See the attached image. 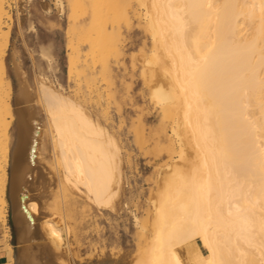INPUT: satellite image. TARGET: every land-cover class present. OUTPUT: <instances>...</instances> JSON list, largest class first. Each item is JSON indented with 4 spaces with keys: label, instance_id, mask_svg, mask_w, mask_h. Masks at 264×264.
<instances>
[{
    "label": "bare ground",
    "instance_id": "obj_1",
    "mask_svg": "<svg viewBox=\"0 0 264 264\" xmlns=\"http://www.w3.org/2000/svg\"><path fill=\"white\" fill-rule=\"evenodd\" d=\"M7 2L0 0V235L5 244L0 255L7 257L0 264L15 261L9 243V207L23 236L34 238L41 223L40 204L29 198L31 181L39 180L45 190L57 178L63 199L75 187L97 208L116 212L123 182L118 90L109 93L118 117L115 131L109 126L111 116L102 104L101 90L96 98L79 101L46 83L40 84V101L48 119L46 151L53 162L38 170L41 130L35 124L31 132L22 114L9 175L14 121L5 64L12 21ZM119 4L71 0L68 76L81 66L85 82L93 81L86 63L79 65V53L86 45L100 64L102 78L113 81L117 67L112 55L121 54L125 61V52L135 47L121 42L119 49L115 38L142 29L139 55L132 57V64L139 61L140 76L164 117L155 136L159 141L160 133L166 136L171 162L166 164L167 178L157 194L146 229L148 244L138 264H185L178 253L183 244L190 264H264V0H121ZM98 43H105L100 50L95 48ZM93 100L100 118L87 106ZM41 226L56 247L66 243L65 223L45 218Z\"/></svg>",
    "mask_w": 264,
    "mask_h": 264
},
{
    "label": "rangeland",
    "instance_id": "obj_2",
    "mask_svg": "<svg viewBox=\"0 0 264 264\" xmlns=\"http://www.w3.org/2000/svg\"><path fill=\"white\" fill-rule=\"evenodd\" d=\"M115 2L119 4L121 0H115ZM7 3L12 21L5 64L12 85L10 103L11 116L14 121L9 175L11 176L12 173L13 153L17 144L22 114H24L23 121L28 122L31 132L34 130L35 124H38L41 130L39 142L42 156L38 170L46 169L47 166H50V162H53L50 153L46 151L48 119L40 101L41 83L69 92L73 98L79 101L84 100L85 97L88 99V96L96 98L101 90L102 104L107 105L108 115L111 116L109 117L112 122L109 120V126L115 131L118 117L113 97L109 93L115 89L119 91H117V96L121 103L119 133H121V170H123L120 206H118L117 212L111 209L97 208L83 190L75 187L69 189L71 190L69 194L65 191L68 197L63 199L64 193L57 178L51 182L49 189L47 187L45 190L40 188L39 180L31 181L29 198L40 204L41 223L36 227L35 240L31 235L23 236L14 224L12 208L9 207L8 225L11 233L9 243L14 251V264L140 263V258L144 256L145 252L143 250L149 240L146 229L150 227L157 194L163 189L168 172L166 164L171 162L166 150L168 145L166 136L164 133H160V141L155 136L156 130L163 127L165 121L162 123L163 116L156 109L150 87L140 76V63L137 59L133 66L132 60L139 55V47H141L142 29L140 28V32L122 38L121 35L115 38L117 42H120L117 46L119 49L121 42L123 46L135 43V47L125 52V61L121 59V54L118 57L111 56L112 65L114 68L117 67L113 72L116 80L113 79V81L105 82L106 79H103L104 76L99 73L100 64L94 62L93 54L87 52V46L83 45L82 51L79 53L81 60L79 65L86 63V67L91 71V77H94L93 81L90 78V82L87 84L81 66H78L77 70L75 69L70 78L68 76L67 42L69 37L67 29L73 23L71 0H8ZM77 38H75L76 42ZM103 44L105 43H98L95 48L100 50L103 48ZM134 56L135 58H132ZM118 60L119 62H116ZM109 81L110 83L106 84ZM89 92H92V95ZM93 103L94 100L86 105L94 114L99 113L95 116L100 118L99 108L98 110V106L94 108L95 103ZM10 178L7 188L8 201ZM50 189L51 191L48 193L47 190ZM51 192L54 194L48 196ZM67 199L72 203L71 201L68 203ZM65 201H67L68 207L64 203ZM45 218H52L59 224L65 223L69 227L66 243H62V247L58 248L52 244L47 232L42 228L41 225ZM195 241L201 244L198 238ZM4 246L0 235L1 253L4 252ZM178 247L181 259L185 264H190L187 246L183 244ZM199 247L206 253L204 247L201 245Z\"/></svg>",
    "mask_w": 264,
    "mask_h": 264
},
{
    "label": "crops",
    "instance_id": "obj_3",
    "mask_svg": "<svg viewBox=\"0 0 264 264\" xmlns=\"http://www.w3.org/2000/svg\"><path fill=\"white\" fill-rule=\"evenodd\" d=\"M11 201V191H10V197H9V202ZM5 257V258H4ZM6 255H0V262H3L6 260ZM3 259V260H2Z\"/></svg>",
    "mask_w": 264,
    "mask_h": 264
},
{
    "label": "trees",
    "instance_id": "obj_4",
    "mask_svg": "<svg viewBox=\"0 0 264 264\" xmlns=\"http://www.w3.org/2000/svg\"><path fill=\"white\" fill-rule=\"evenodd\" d=\"M4 262V261H3Z\"/></svg>",
    "mask_w": 264,
    "mask_h": 264
}]
</instances>
